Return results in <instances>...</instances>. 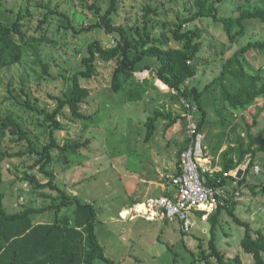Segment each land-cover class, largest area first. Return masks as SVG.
Instances as JSON below:
<instances>
[{
	"label": "rangeland",
	"instance_id": "obj_1",
	"mask_svg": "<svg viewBox=\"0 0 264 264\" xmlns=\"http://www.w3.org/2000/svg\"><path fill=\"white\" fill-rule=\"evenodd\" d=\"M93 1L97 2L98 12L96 8L88 6ZM23 3V0H0V19L12 22ZM109 5L110 0L30 1L29 12L32 16L22 21L26 37L24 54L15 64L0 69V115H8L18 121L38 150L50 141L48 129L42 125L44 115L40 111H51L57 104L56 97L63 96L70 88L71 76L80 68L87 44L98 40L103 47H112L111 39L118 40L114 33L95 25L98 13H105ZM147 5L157 10V15L150 13L148 26L151 36L169 38L166 43L169 47L179 46L178 42L170 38V29L174 27L171 23L195 11L193 0H117L111 21L115 26H122L133 38V27L142 24L144 7ZM49 8L57 12L50 13L41 28H37L42 14ZM67 21L72 26L62 25H66ZM185 27H201L204 32L203 49L196 60L197 73L185 84L200 90L219 75L223 62L235 50L247 41L264 39V26L258 21H250L248 34L233 44L227 43L220 24L213 22L210 17L197 19ZM40 34L47 35L55 43L36 42L29 38ZM244 61L264 70V52L249 51L244 54ZM41 62L48 63L46 72ZM115 65V60L97 59L94 76L81 79V84L91 90V94L81 103V110L88 118L78 119L67 108L57 115L56 118L62 124V128L54 133L58 146L77 142L82 145L75 153L58 146L51 148L48 169L54 175L53 183L68 195H76L93 204L97 211L98 238L106 255L115 263L172 264L174 252L178 262L191 263L192 257H196L200 251L198 244L207 246L208 224L202 227L201 223L204 222H196L190 234L182 235L177 222L169 223L160 219L147 221L142 216L129 218L131 211L127 209L135 204L133 201L143 206L141 202L149 195L161 196L164 192H171V177L179 168L180 153L186 140V112L180 102L172 101L159 89L147 88L142 98L137 100L129 99L131 82L114 92L111 80ZM156 66L157 63L151 60L149 68L156 69ZM217 93L218 90L212 88L202 97V104L207 111V121L202 131L206 135L211 130L209 146L206 144L211 156H215L212 150L221 140L222 130L214 111V106L219 104ZM26 101H29V105ZM263 102L250 106L243 113H234V121L240 125L237 131L242 135L245 132L242 116L250 123ZM32 105L37 109L31 108ZM156 109L170 111L177 120L171 125L167 119L157 120L154 134L146 139L145 122ZM263 123L264 110L258 116L254 135ZM17 137L16 133L8 129L3 139L5 150L20 153L6 157L2 162L1 189L5 208L14 212L20 210L21 205L38 208L52 201L58 202L61 199L58 190L49 186L34 188L24 178L34 175L39 183H46L48 179L38 171V165L30 168L37 159L36 155L28 151L27 140H18ZM229 137L234 138L235 135L232 133L223 140L225 144L222 149ZM256 160L260 174L250 172L248 179L263 181L264 156L259 154ZM246 165L247 162L239 167L244 168ZM233 171L236 176L243 173L240 170ZM249 184L252 183L249 181ZM249 184L245 185L237 199L235 212L250 224L252 230L264 231V190L254 187V192ZM72 209L62 207L59 216H69ZM53 219L52 210L34 216L35 222H51ZM243 234L244 228L223 213L217 229L218 247L229 254L241 251L239 241ZM241 255L248 263V256L243 252ZM95 264L106 263L97 260ZM195 264L204 262L197 261Z\"/></svg>",
	"mask_w": 264,
	"mask_h": 264
},
{
	"label": "trees",
	"instance_id": "obj_2",
	"mask_svg": "<svg viewBox=\"0 0 264 264\" xmlns=\"http://www.w3.org/2000/svg\"><path fill=\"white\" fill-rule=\"evenodd\" d=\"M30 1L23 0V7L16 13L12 22L7 23L0 19V69L15 64L24 54L26 37L22 21L26 17L32 16L29 12ZM116 1L110 0V5L105 13H98L99 17L95 25L114 33L118 38L117 45L103 47L98 40L89 42L86 46V55L81 58L80 68L71 76L70 88L64 92L63 96L56 97L57 104L51 111H40L44 115L42 125H46L49 133L48 144L44 145L41 150L36 149L31 138L18 121L8 115H0V264H95L97 260L106 264H117L106 255L104 246L98 238L96 232L97 211L93 204L81 200L76 195H68L61 191L53 183L54 175L48 169L51 162V148L58 146L54 137L55 130L62 128V124L56 118L57 115L67 108L78 119L89 117L82 112L81 103L91 94V90L81 84V79H90L94 76L97 59L116 61L111 88L116 92L126 83L131 82L133 87L131 86L128 90L129 99L135 100L142 98L147 88L158 89L152 79L145 78L138 81L133 76V71L149 68L151 60L155 61L158 77L177 89L191 104L196 106L197 112H200L199 116L196 112L197 126L200 131L207 121V111L202 104L203 94L211 91L212 88L218 90L219 104L214 106V111L218 116V123L222 130L220 132L221 140L213 147L212 152L215 154L214 159L218 156V161L214 160L213 165H218L220 170L209 178L208 183L213 186H227V194L223 197V202L217 204L206 220L202 221L201 219L204 212H195V222L198 224L204 222L201 223L202 227H207L208 224L207 246H203L202 243L198 244L200 251L196 257H192L194 253L191 252V263L178 262L177 254L174 252L172 264H195L197 261L204 262V264H264V231L261 229L252 230L250 224L243 221L235 212L238 205L237 199L249 181L252 183L249 184V187L254 192V187L260 191L264 190V179L263 181L248 179L250 172L256 175L260 174L256 158L259 154L264 156V123L257 134H253V129L258 125V116L264 110V102L259 106V110L253 115L250 123L245 121L242 116L241 121L245 127L244 135L237 131L240 125L234 121V113H243L250 106L264 101V70L255 68L244 61V54L249 51L264 52V39L247 41L235 50L223 62L219 75L203 89L185 85L197 73L196 60L200 56L204 42V32L201 27L186 28L185 25L200 18L210 17L213 22L220 24L227 43L233 44L248 34L250 21H258L264 26V0H193L195 11L187 17H178L176 23H171L174 27L170 29V38L179 43L177 47L166 45L169 38L151 36L148 26L151 21L150 13L153 12L157 15V10L152 5L144 7L142 24L133 27L135 33L133 38L122 26H115L111 19L112 13L116 11ZM88 6L99 11L96 1H93L92 4L89 3ZM53 12L57 11L49 8L47 12L43 13L37 28H41L42 24L47 21L48 15ZM62 25L72 26L70 21H67L66 25L65 23ZM29 38L36 42H54L45 34L31 35ZM41 63L46 72L48 63ZM165 95L172 101H179L174 94L165 93ZM28 103L29 101H26V104ZM31 108L37 109L34 105ZM159 119H167L169 120L168 124L171 125L176 122L177 117H172L170 111L163 112L156 109L145 122L146 139L154 134L155 123ZM8 129L18 135V140H27L28 151L35 153L37 159L30 165V168L38 165V171L48 177L46 183H39L34 175H26L24 178L34 188L49 186L51 189L58 190L61 194V199L58 202L52 201L50 204L38 208L21 205V209L14 212L5 208L4 193L1 189L2 162L6 157L20 154L9 152L3 147L5 131ZM232 133L235 137H229L227 145L220 151L225 144L223 140ZM211 135V130L206 135L204 134L205 144L208 145ZM81 145L82 143L77 142L66 143L58 147L75 153L78 152ZM186 146L187 138L182 148L184 149ZM245 162H247V167H245L241 178L238 179L228 174L229 171L235 170ZM255 166L259 167L258 172H255ZM262 167L264 170V161ZM179 173L180 168L175 175ZM171 193H173V187L171 192L163 194L170 195ZM62 207H72L71 214L64 218L60 217L59 211ZM46 210L53 211L54 219L51 222H35L33 224L34 216ZM223 213H226L233 222L244 228V234L239 241L241 251H236L234 254L222 251L217 245V229ZM163 221L168 222L165 219ZM194 228L183 231L179 227L182 235L190 234ZM242 252L248 256V263L245 262V257H242Z\"/></svg>",
	"mask_w": 264,
	"mask_h": 264
},
{
	"label": "built area",
	"instance_id": "obj_3",
	"mask_svg": "<svg viewBox=\"0 0 264 264\" xmlns=\"http://www.w3.org/2000/svg\"><path fill=\"white\" fill-rule=\"evenodd\" d=\"M116 39H111L112 47L117 45ZM136 80L142 81L145 78H152L153 84L163 93H171L178 97V102L186 112L187 123V146L180 153L179 168L180 173L171 177L173 193L170 195L148 196L141 203L143 211H134V205L130 208L129 218L142 216L147 221L157 219L177 222L183 231H189L195 227L197 211L204 212L202 220H206L208 215L214 211L219 202H223V197L227 194V186H213L208 183L209 178L220 170L218 165L212 164L209 149L204 143V133L198 130L196 121V106L179 93L177 89L162 81L155 69L144 68L133 71ZM244 168L239 166L235 170L244 173ZM259 167L255 166V172ZM233 170L228 174L236 176ZM237 194V192H236ZM235 197V196H234ZM140 203V202H138ZM120 214V213H119ZM121 215V214H120Z\"/></svg>",
	"mask_w": 264,
	"mask_h": 264
},
{
	"label": "crops",
	"instance_id": "obj_4",
	"mask_svg": "<svg viewBox=\"0 0 264 264\" xmlns=\"http://www.w3.org/2000/svg\"><path fill=\"white\" fill-rule=\"evenodd\" d=\"M223 149H224V148H223ZM221 150H222V148L220 149V151H221ZM210 157L212 158V164H213V161H214V160H215V161H218V156H216L215 159H214V156H211V155H210ZM241 165H242V164H241ZM239 166H240V165H239ZM244 166H245V165H244ZM160 186H161V188H162L163 185L160 184ZM149 196H150V195H149ZM134 202L137 203V204L134 205L135 207H137V206H138V207H141V204H140V203H138L137 201H133V204H134ZM142 205H143V204H142ZM135 207H134V208H135ZM127 209H128V211H130V208H129V207H127Z\"/></svg>",
	"mask_w": 264,
	"mask_h": 264
},
{
	"label": "bare ground",
	"instance_id": "obj_5",
	"mask_svg": "<svg viewBox=\"0 0 264 264\" xmlns=\"http://www.w3.org/2000/svg\"><path fill=\"white\" fill-rule=\"evenodd\" d=\"M134 207H135V206H134ZM139 208H142V211L144 210V206H141V207H138V206H137V207L134 208V211H138ZM140 211H141V210H140Z\"/></svg>",
	"mask_w": 264,
	"mask_h": 264
},
{
	"label": "water",
	"instance_id": "obj_6",
	"mask_svg": "<svg viewBox=\"0 0 264 264\" xmlns=\"http://www.w3.org/2000/svg\"><path fill=\"white\" fill-rule=\"evenodd\" d=\"M33 224H35V221H32Z\"/></svg>",
	"mask_w": 264,
	"mask_h": 264
}]
</instances>
